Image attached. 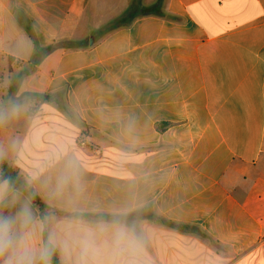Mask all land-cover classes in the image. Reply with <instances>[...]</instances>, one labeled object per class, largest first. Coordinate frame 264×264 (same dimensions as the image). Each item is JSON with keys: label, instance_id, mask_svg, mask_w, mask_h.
Returning <instances> with one entry per match:
<instances>
[{"label": "crops", "instance_id": "0c3cea01", "mask_svg": "<svg viewBox=\"0 0 264 264\" xmlns=\"http://www.w3.org/2000/svg\"><path fill=\"white\" fill-rule=\"evenodd\" d=\"M0 165L61 264H264V0H0Z\"/></svg>", "mask_w": 264, "mask_h": 264}, {"label": "clouds", "instance_id": "9594fccd", "mask_svg": "<svg viewBox=\"0 0 264 264\" xmlns=\"http://www.w3.org/2000/svg\"><path fill=\"white\" fill-rule=\"evenodd\" d=\"M14 220L10 218H0V256L10 251V255L5 264H48V249H41L39 252L32 251L21 240L19 246L12 234ZM51 239V238H50Z\"/></svg>", "mask_w": 264, "mask_h": 264}, {"label": "trees", "instance_id": "16d2710c", "mask_svg": "<svg viewBox=\"0 0 264 264\" xmlns=\"http://www.w3.org/2000/svg\"><path fill=\"white\" fill-rule=\"evenodd\" d=\"M116 26L121 25L118 24ZM36 98L39 102H52L54 99L52 95H38L36 96ZM0 169L3 170V174L0 177V181L6 180L9 186L24 191V193L30 198L33 203L39 205L42 211L47 209V206L40 203L39 199L32 193L28 185L18 176L17 172L4 165H0ZM75 216L81 217L82 215ZM42 245L43 249H48V262H50L51 264H61L58 260L56 249L48 242L46 232L44 230L42 231Z\"/></svg>", "mask_w": 264, "mask_h": 264}, {"label": "built area", "instance_id": "2783aa9c", "mask_svg": "<svg viewBox=\"0 0 264 264\" xmlns=\"http://www.w3.org/2000/svg\"><path fill=\"white\" fill-rule=\"evenodd\" d=\"M77 145L79 147H87V141H86L85 135L79 137V139L77 141Z\"/></svg>", "mask_w": 264, "mask_h": 264}]
</instances>
